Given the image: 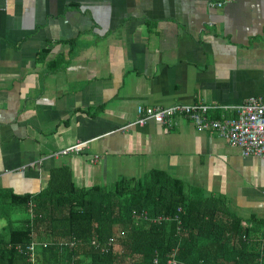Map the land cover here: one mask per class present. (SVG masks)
Listing matches in <instances>:
<instances>
[{
    "label": "crops",
    "instance_id": "crops-1",
    "mask_svg": "<svg viewBox=\"0 0 264 264\" xmlns=\"http://www.w3.org/2000/svg\"><path fill=\"white\" fill-rule=\"evenodd\" d=\"M249 97H264V0H0V199L56 166L77 188L159 170L264 221V158L182 116L135 123L139 106Z\"/></svg>",
    "mask_w": 264,
    "mask_h": 264
},
{
    "label": "trees",
    "instance_id": "trees-1",
    "mask_svg": "<svg viewBox=\"0 0 264 264\" xmlns=\"http://www.w3.org/2000/svg\"><path fill=\"white\" fill-rule=\"evenodd\" d=\"M0 219V264H264L262 219L159 170L77 188L56 166L39 193L1 198Z\"/></svg>",
    "mask_w": 264,
    "mask_h": 264
},
{
    "label": "built area",
    "instance_id": "built-area-1",
    "mask_svg": "<svg viewBox=\"0 0 264 264\" xmlns=\"http://www.w3.org/2000/svg\"><path fill=\"white\" fill-rule=\"evenodd\" d=\"M216 7H222L233 0H213ZM220 110L222 117L212 118L209 113ZM136 124L151 120L158 124L171 125L173 118L188 119L199 132L215 131L220 137L237 147L244 157L264 158V97H249L236 106L207 105L204 103L174 104L168 107H137ZM85 143L77 142L63 149L59 154L79 153ZM156 221V220H155ZM35 243L27 246L33 257ZM21 248H18V250ZM169 264H175L170 261Z\"/></svg>",
    "mask_w": 264,
    "mask_h": 264
},
{
    "label": "rangeland",
    "instance_id": "rangeland-1",
    "mask_svg": "<svg viewBox=\"0 0 264 264\" xmlns=\"http://www.w3.org/2000/svg\"><path fill=\"white\" fill-rule=\"evenodd\" d=\"M27 215L25 214V213H23V212H18V213H16L15 214V218H24V217H26ZM5 224V221L2 219H0V227H2L3 225Z\"/></svg>",
    "mask_w": 264,
    "mask_h": 264
}]
</instances>
